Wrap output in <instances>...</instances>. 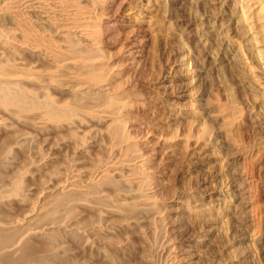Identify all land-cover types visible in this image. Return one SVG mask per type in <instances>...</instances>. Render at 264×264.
Instances as JSON below:
<instances>
[{
	"label": "rangeland",
	"instance_id": "1",
	"mask_svg": "<svg viewBox=\"0 0 264 264\" xmlns=\"http://www.w3.org/2000/svg\"><path fill=\"white\" fill-rule=\"evenodd\" d=\"M158 1L108 0L107 2L106 0L105 4L104 0H101L106 7L111 3L110 5L114 7L113 10H118V12H115V14L117 13L116 15L113 14L114 12H112V15L111 13L109 15L106 14L107 12L105 13L104 10H102L104 11L102 12L97 10L98 8L92 9V16L94 21L96 20V26L94 27L95 29L91 28V30L101 31L103 37L98 31L93 34L94 40L92 43L96 45L90 43L89 45L91 46H89L88 43L82 42L86 48L85 50L81 48L83 49L82 56H85V62L89 67L91 68L92 66L91 69H93V66L96 64L94 68L95 70L98 68L99 70H97V72H99L97 73L94 69L93 70L99 74H96L97 79L100 77L113 78L116 74L117 77L113 78L115 83L113 87L108 89V91L110 90L113 93L107 92L109 94L106 96V92L103 91L102 95H105V98L107 97L106 99L101 96L102 99L104 98L103 101L101 98H98L100 101L98 100L99 102H97L95 98H89L91 101L93 99V101H95V103H90V100L87 102L85 101L88 97L87 99L83 97V100L79 97L78 100L71 97V94H66L61 91L62 88L60 89L57 87L60 89L58 90L57 88L55 89V85L53 86V77L56 76L58 79L60 76V80L63 79L66 81L67 78V80L72 79V81L69 82L71 84L76 82V84H74L75 87L78 86L76 88H79V92L83 91L81 84L78 85L79 79L73 80V78H71L74 74H71L70 78L68 74L66 78L65 71L63 70V73V71H61L62 69H59L61 64L66 65V60H71L69 62L76 63V65L80 66L81 61H78L80 59L72 55L70 56L68 51L72 43H68V41H62L64 43L60 42L58 39V34L60 32H57V30L53 32V28L49 27L52 29L50 30L48 27H45L43 22H39L42 18L41 15L30 13L23 0L20 4L19 12H15L14 9L8 7V0H0V15L2 10L5 11V9H7V18L0 19V122L3 121L0 123V144L6 142L3 144L4 146L0 145V147H7V150L5 148H2L4 151L0 149V153H5V157L1 154L0 157L8 159L4 160L5 164H1V166H5L2 167L3 169H0L5 172V177L10 176L6 178L7 180L11 181V177H14V181L15 179H19L20 181L23 180L21 182L20 191L25 194L24 192L29 190L26 192L25 197H27V201L30 200L31 202L28 203L34 206L38 198L40 199L46 196L47 190L53 187L54 190H56L53 192V195H50L53 198L51 200L49 197L50 199H48V202L54 201L53 199L56 200L57 197L55 198V195L60 198L58 195L60 191L58 190V186H60L59 181L62 179L64 180L66 177L68 179H73L72 176L75 175L77 178L79 177V184L86 185L92 181V179H97L94 177L95 175H93L95 171H98L103 165L105 167L108 166V164H114L113 167L111 166V169H117L108 172V175L110 174L109 176L121 180L123 177L121 178L119 174L122 172L121 169L124 165L125 167L128 166L131 170L135 167L132 171L125 168L123 169L122 176L125 178H123L125 181L123 179L121 180L123 186L124 183L129 185L128 182H131L130 185L133 186L131 187L125 184L126 186H124V188L122 187L123 190L121 194L118 193L115 185V188L113 187L112 183H110L111 181L109 182L110 184L108 182L102 184V186H100L102 189L97 188L99 191L102 190L100 191V193L103 192L101 194L102 197H109H105L107 200L104 198L107 201H105V205L102 199L99 206L97 204L95 208L88 207V209L83 208L81 210L83 214L80 215V213L79 216H81V221L84 220L83 228L85 229L81 228L79 229L81 232L76 231L74 234L72 233L73 235L68 237L67 235L70 229L68 230L67 227L66 230V226L63 227L60 238L62 235L63 237L61 240L59 239L60 242L62 241L60 244H66L64 245V249L68 248L66 254H69V257L72 255L71 257L77 258V260L75 259L77 262L75 264H108L109 262V264H114L113 260L116 262L115 264H142L145 260V264H264V246L256 243L253 238L254 235L257 237L261 234L264 237V96L261 94L264 92V89H262V85L260 86L264 80L261 79L264 77V66L261 65L263 64L261 60H258L259 58L254 51L255 48L252 50L253 42H251L250 33L248 34L247 27L244 25L245 23L240 19L239 3L238 5L235 4V0H208L204 4L199 3L197 0ZM45 4L46 8L48 7L50 11L52 10L51 15H53V10L54 12L55 10L57 11L55 14L59 20L72 13L71 7H64L66 8L64 9L63 6L57 4L55 5L56 7L53 8L52 0H46ZM163 4H165V8L167 7V9L164 8ZM159 6L161 7L159 8ZM115 7L118 9L115 10ZM99 11L104 16L101 15ZM108 15L110 17H107ZM8 18L11 19L9 20ZM26 19H29L28 22ZM238 19L241 22L240 24ZM30 25L32 27H30ZM35 25L37 27H35ZM32 28L34 29L31 30ZM36 34L45 39L46 42H44L47 46L43 45V47H37L34 44V39L32 40V38H35L33 36H36ZM25 35L29 37L32 43L27 42L26 37H24ZM4 38L5 40L2 42ZM50 39L51 41H55V45L53 42L49 41ZM77 42L79 41L77 40ZM77 42L74 43V46L83 45L80 44L81 42L77 45ZM48 45L50 46L49 48L54 47L56 50L58 49L59 51L55 50L58 54L63 50L61 57L65 59H60L61 61L63 60V62L60 61V63L59 59L56 60L55 57H53V51L51 52L53 49H48ZM64 45H67L68 49H64ZM86 46H88L89 49ZM45 51H49L50 54ZM84 51L88 52L87 54L90 56H87ZM65 54H67V57ZM59 56L60 55L56 58H61ZM90 58H92V60ZM35 59L38 60L36 61ZM75 59H77V62H74ZM56 63L58 64L56 65ZM13 64L14 66H10ZM65 65L62 67H65ZM2 72L6 73V76L5 74L2 76ZM261 72L263 74L262 76ZM60 73L63 75H60ZM254 74H256V76ZM83 75L79 77L85 78L86 74ZM14 76L17 77V79ZM258 76L262 82L259 79V83H257L258 79L254 77ZM42 80H46L44 84H42ZM8 86L11 87L8 88ZM16 87L18 90H16ZM112 88L113 90H111ZM95 92L101 94L102 91L100 92L99 89L92 91V93ZM10 93L13 95L5 96V94ZM1 94L5 98L2 97ZM256 95L258 97H256ZM75 99L77 101H74ZM105 100L107 102H104ZM78 101L80 103L83 102V104L87 103V105L85 104V106H83L80 103L78 104ZM69 104L73 107H68ZM74 105L75 107L79 106V108L76 107L77 110L73 109L75 108ZM113 105L116 108L120 106V110L117 111L115 108L117 112L111 113L112 111H108L110 108L113 110ZM81 106L83 107L81 108ZM118 112L119 114H117ZM225 119L228 122L234 119L232 121L234 125L231 123L228 127L229 131H232V135H234H230L234 138L233 143L230 142V139L228 140L226 132L221 130L222 126L220 124ZM49 121L50 123L48 124L47 122ZM116 122L121 130H123L122 135L126 136H124L125 140L128 141L127 144L126 141H124L126 146H128L129 143L131 144L132 140V146L134 143V145L137 144L136 148L134 147L136 151L131 150L134 149L132 146V148L129 147L130 151L124 148L125 144L123 143L122 147L120 146L121 144L118 145L119 147L113 146V144H111L113 143V137L111 140L107 139L108 137L105 135L110 134L109 137L111 138L113 130L117 127L113 125H116ZM61 123H63L65 127L61 126ZM59 124L62 127L61 129L60 126H58ZM107 126H109L112 131L109 130ZM69 127L73 128L70 129ZM130 135L131 137H129ZM176 135H178V138ZM139 141L141 143L145 142V144L149 143L150 148L141 147ZM236 141L237 143H235ZM183 143L186 145H183ZM6 144L10 145L8 146ZM103 145L105 147H103ZM172 145L175 147L174 149L176 151H173V148L169 147ZM110 147H113L114 150H116V148H124L128 150V154L127 151L124 152L125 150L122 149L123 152L117 153V156L113 153V148L112 151ZM234 147H236L237 150ZM233 148L235 150H233ZM149 150L151 151L149 152ZM152 150H154V152ZM145 153L147 155H145ZM137 155H143L142 157L144 160L149 163L145 165L147 171L145 168V170H143L145 171L144 173H142V170L136 168V165L143 160V158H138ZM134 159L136 160L134 161ZM99 160L101 164H99ZM122 162H128V164L125 163L122 166ZM99 165H101V167ZM260 166L261 168H259ZM90 169L91 171L94 170L92 171L93 173ZM15 175H17L16 177L19 176V178H15ZM86 176L88 178H86ZM144 176L147 178L145 179ZM159 176H161V183L156 182V178ZM143 177L145 180H143ZM129 178H131V181ZM10 181H8V183H10ZM54 182H57V184ZM56 185L57 188L55 187ZM235 185H242L246 188L244 196L247 197L246 201L248 200L249 205L246 209L248 214L247 221L240 220L236 217L234 218V216L231 215L233 210L232 205L241 202L239 195L236 194L237 188ZM25 186L27 190H25ZM157 189H159V192ZM109 190H112V192L110 193ZM113 190L115 193H113ZM156 191L157 193H154ZM56 192H58V194H56ZM142 192H144L143 194H148L150 197L152 195L150 202L149 199L148 203L147 199H136V196L139 197V194L142 195ZM159 193L160 195H158ZM117 196H119V198ZM109 199H112L111 202ZM119 200L122 201L119 203ZM188 201L193 210H197L200 214L202 213L200 216L201 219H185L187 218L185 207ZM55 202L51 203L53 207L57 204ZM83 202L89 203V200L87 199ZM134 202H139L141 205L143 204L144 207L141 206L143 209H141L139 205L136 206L138 207L137 209L133 207L132 204H134ZM121 206L124 208L122 207V209H120ZM131 206L132 208H130ZM147 206L151 207L149 209L152 211L148 218L151 215L153 216L149 219H147V217L140 218L143 214L142 212H138L141 214H138L140 216H138V218H140L138 219L136 216L137 213L135 212L137 210H147ZM103 207L104 212H102ZM133 208L136 211H134ZM24 209L26 208L24 207L22 209H16L14 212L12 211L14 213L13 216L17 215L18 217L27 215ZM106 210L114 211V214H112L113 216L110 215L109 218L111 219L108 218V221H106L107 219L105 216L106 220L102 218V215L106 214ZM148 211V213H150V210ZM131 214L134 216H131ZM216 216L219 218H215ZM134 218L138 219H136L137 223H135ZM122 220L124 221L122 222ZM158 220H160V222ZM116 221L117 223H115ZM21 226L23 227V225ZM91 226L94 228L92 232L89 231ZM101 233L104 234L102 235ZM97 234L99 235L97 236ZM80 236L82 238L84 236V238L81 239ZM155 238L156 240H154ZM67 243L72 246L70 247ZM54 244L55 246L57 245L53 243V247ZM60 244L58 241V245ZM171 244L179 246V248L176 249L177 253L174 252L175 250L172 252L168 250L171 249ZM155 248L156 251H154ZM242 248H244V250ZM39 249L40 248H38V250ZM64 249L61 248V250ZM41 251L43 252V250H40V253ZM182 251H186V255L188 256L178 261L176 259V254H180ZM98 252L99 254H97ZM44 253L45 252H43V254ZM44 255L46 257V254ZM44 255L39 256L44 258ZM75 255H77V257ZM106 255L108 259H106Z\"/></svg>",
	"mask_w": 264,
	"mask_h": 264
},
{
	"label": "bare ground",
	"instance_id": "2",
	"mask_svg": "<svg viewBox=\"0 0 264 264\" xmlns=\"http://www.w3.org/2000/svg\"><path fill=\"white\" fill-rule=\"evenodd\" d=\"M7 1V0H6ZM9 2H7V4L9 5L8 7H10V8H12V9H14V11L15 12H19L20 11V4L22 3V0H8ZM24 1V3L26 4H24L25 6H27V8H28V11L31 13H37V14H40L41 15V21H39V22H43L44 23V25H45V27H50V28H53V32H55L56 30H57V32H60L58 35V39L60 40V42H62V41H68V43H72L71 45V47H70V49L68 50L69 51V53H70V56L72 55L73 57H78L80 60H78V61H81V63H80V66L79 65H76V63H73V62H69V61H71V60H69V61H67L66 60V65H65V67H62V66H64L63 64H61V66H60V68L59 69H62L61 71H65V74H66V78H67V75L69 76V78H70V75L71 74H74L73 76H71V78H73V80H78L79 79V81H78V85H80L81 84V86L83 87V91H80V92H82V93H80L79 92V88H76V87H78V86H76L75 87V85L74 84H76V82L72 85L69 81H72V79H70V80H67L66 78H64V79H66V81H64L62 78V80H60L59 78H60V76H59V78L57 79L56 78V76L55 77H53V86L55 85L56 87H55V89L58 87V88H62V90L61 91H63V92H65L66 94H71V97H74V98H76V99H78L79 97H80V99L81 100H83L84 98L83 97H86L85 99H87V97H88V99L87 100H85L86 102L87 101H89L90 99H92V98H95L96 99V101L97 102H99L100 100V98L102 99V97H104L105 98V95H102L103 94V91H105L104 93L106 94V96H107V94H109V93H107V92H111L110 90L108 91V89H110L111 87H113V84H115L114 83V80H113V78L114 77H117V74H116V76L114 75L113 76V78H103V77H100L99 79H97V75H99V74H97L98 72H97V70H99L98 68H97V70H95V66H96V64H95V66H93V69L97 72H95L93 69H91L92 68V66H91V68L89 67V65L85 62V56H82L83 54V49H81V48H84V50L86 49L85 48V45L83 44V43H88V45L91 43L92 45L94 44V43H92L93 42V34L95 33V32H98L99 30H91V28H93V29H95L94 27L96 26V24H95V21H94V19H93V16H92V9L94 8V9H96V8H98L97 10H100V11H102V10H104L105 11V13L106 14H109L110 15V13H111V15H112V12H114L113 14H115V12H118V10L117 11H114L113 10V6H111L109 3H107V4H109L107 7H106V0H104V2H105V4L104 3H102L101 2V0H52L53 1V8H55L56 6L55 5H57V4H59V5H61V6H63V8L64 7H71V10H72V13H70V14H68V15H66L65 17H63V18H60L61 20H59V18L56 16V10H55V12H54V10H53V15H51L52 14V10L50 11L49 9H48V7L46 8L45 7V2H46V0H23ZM158 1V0H157ZM161 1V0H160ZM199 3H206L208 0H197ZM210 1V0H209ZM224 1V0H223ZM2 2V1H1ZM107 2H108V0H107ZM159 2V1H158ZM171 2V1H170ZM196 2V1H195ZM197 2V3H198ZM113 3V2H112ZM123 3V2H122ZM238 3H239V12H240V19H241V21L242 22H244L245 24L244 25H246L245 27H247V31H248V34L250 35V37H251V39H252V41L251 42H253V49L252 50H254V48H255V52H256V56L259 58L258 60L260 61L261 60V62L263 63V64H261V65H263L264 66V0H235V4H237L238 5ZM5 4H6V2H5ZM104 4V5H103ZM167 4V3H166ZM202 4V5H203ZM115 5V4H114ZM164 5V8H165V4H163ZM168 5V4H167ZM199 5V4H198ZM49 6V5H48ZM236 6V5H235ZM117 7V6H116ZM115 7V10L116 9H118V8H116ZM161 6H159V8H160ZM176 7V6H175ZM206 7V6H205ZM215 7V6H214ZM213 7V8H214ZM219 7V6H218ZM9 8V9H10ZM62 8V7H61ZM67 8V9H68ZM164 8H162V9H164ZM170 8V7H169ZM209 8V7H208ZM212 8V7H211ZM51 9V8H50ZM64 9H66V8H64ZM63 9V10H64ZM165 9H167V7L165 8ZM164 9V10H165ZM173 9V8H172ZM7 9H5V11H3L2 10V13H1V15H0V19H2V18H7V11H6ZM96 10V11H97ZM169 10V9H168ZM210 10V9H209ZM218 10V9H217ZM11 11V10H10ZM67 11V10H66ZM96 11H94V12H96ZM99 11V12H100ZM104 11H102V12H104ZM233 11V10H232ZM67 12H69V11H67ZM71 12V11H70ZM98 12V11H97ZM160 12V11H159ZM104 13V14H105ZM163 13H164V11H163ZM162 13V14H163ZM195 13V12H194ZM232 13V12H231ZM234 13H235V11H234ZM12 14V13H11ZM60 14V13H59ZM100 14H101V12H100ZM117 14V13H116ZM115 14V15H116ZM160 14V13H159ZM16 15H19V14H16ZM39 15V16H40ZM101 15H103V14H101ZM107 16V17H110V16ZM114 15V16H115ZM167 15V14H166ZM53 16V17H52ZM104 16V15H103ZM22 17V16H21ZM16 18V17H15ZM115 18V17H114ZM9 19V18H8ZM11 19V18H10ZM9 19V20H10ZM14 19V18H13ZM20 19V18H19ZM99 19V18H98ZM97 19V20H98ZM15 20V19H14ZM13 20V21H14ZM27 20V19H26ZM29 20V19H28ZM28 20H27V22H28ZM101 20V19H100ZM239 20V19H238ZM25 21V20H24ZM31 21V20H30ZM59 21V22H58ZM107 21V20H106ZM3 22V21H2ZM2 22H1V24H2ZM26 22V23H27ZM97 22H99V21H97ZM96 22V23H97ZM239 22V24L241 23L240 22V20L238 21ZM214 23V22H213ZM9 24V23H8ZM28 24V23H27ZM26 24V25H27ZM104 24V23H103ZM108 24V23H107ZM227 24V23H226ZM243 24V23H242ZM7 25V24H6ZM106 25V24H105ZM104 25V26H105ZM203 25V24H202ZM107 26V25H106ZM105 26V27H106ZM214 26V25H213ZM222 26H223V24H222ZM13 27V26H12ZM29 27V26H28ZM30 27H32L31 25H30ZM35 27H37L36 25H35ZM198 27V26H197ZM203 27V26H202ZM227 27H229V26H227ZM4 28H5V25H4ZM26 28V27H25ZM49 28V29H50ZM222 28V27H221ZM221 28H220V30H221ZM242 28V27H241ZM7 29V28H6ZM34 28H32L31 30H33ZM36 29V28H35ZM99 29V28H98ZM243 29V28H242ZM17 30H19V29H17ZM25 30V29H24ZM50 30H52V29H50ZM105 30V29H104ZM241 30V29H240ZM29 31V30H28ZM228 31V30H227ZM245 31V30H244ZM32 32V31H31ZM36 32V31H35ZM38 32V31H37ZM40 32V31H39ZM47 32H49V31H47ZM223 32V31H222ZM241 32V31H240ZM99 33L101 34V31H99ZM206 33V32H205ZM209 33V32H208ZM35 34V33H34ZM40 34V33H39ZM38 34V35H39ZM226 34H228V33H226ZM248 34H247V36H248ZM1 35V34H0ZM102 35V34H101ZM42 36V35H41ZM77 36V37H76ZM24 37H26V39H27V42H31L32 43V41L31 40H29V37L27 36V35H25ZM33 37H35V38H32V40L34 41V44L37 46V47H43V45H45V46H47L46 45V41H45V39H43L42 37H39V36H37V34H36V36L34 35ZM45 37V36H44ZM102 37H103V35H102ZM46 38H48V37H46ZM243 38V37H242ZM2 39V38H1ZM7 39V38H6ZM31 39V38H30ZM52 39V38H51ZM51 39L49 40L50 42H55V41H51ZM79 41V42H81L80 44H83L84 45V47H83V45H81V46H79L78 45V43L79 42H77V40ZM214 39V38H213ZM4 40H5V38L3 39V41L2 42H4ZM209 40V39H208ZM26 41V40H25ZM45 41V42H44ZM70 41V42H69ZM198 41V40H197ZM201 41V40H200ZM6 42V41H5ZM26 42V43H27ZM77 42V45L79 46V48H78V46L76 47V46H74V43H76ZM83 42V43H82ZM215 42H216V40H215ZM250 42V43H251ZM24 43V42H23ZM58 43V42H57ZM62 43H64V42H62ZM201 43V42H200ZM206 43V42H205ZM230 43V42H229ZM5 44V43H4ZM48 44H49V42H48ZM66 44V43H65ZM207 44V43H206ZM241 44V43H240ZM252 44V43H251ZM31 45V44H30ZM54 45H55V43H54ZM58 45V44H57ZM67 45H64L63 47H65L64 49H66L67 48ZM94 45H96V44H94ZM204 45V44H203ZM22 46V45H21ZM34 46V45H33ZM35 46V47H36ZM44 46V47H45ZM89 46H91V45H89ZM205 46V45H204ZM214 46V45H213ZM243 46V45H242ZM241 46V47H242ZM50 46L48 45V49H53V50H51V52L53 51V57H55V59L57 60V59H59V62L61 61L60 59H65L64 57L62 58L61 57V54H62V51H61V53L60 54H58L56 51H59L58 49L56 50V48H49ZM56 47V46H55ZM87 48H88V46H86ZM240 47V46H239ZM250 47V46H249ZM96 48V47H95ZM251 48V47H250ZM1 49V48H0ZM68 49V48H67ZM89 49V48H88ZM91 49V48H90ZM228 49V48H227ZM240 49V48H239ZM239 49H237V50H239ZM9 50V49H8ZM7 50V51H8ZM31 50V49H30ZM56 50V51H55ZM199 50V49H198ZM236 50V51H237ZM244 50V49H243ZM248 50V49H247ZM38 51H39V49H38ZM96 51V50H95ZM3 52V51H2ZM25 52H27V51H25ZM45 52H47V51H45ZM49 52V51H48ZM47 52V53H48ZM84 52H86V51H84ZM203 52V51H202ZM239 52V51H238ZM7 53V52H6ZM24 53V52H23ZM64 53H65V51H64ZM64 53H63V56H64ZM88 52H86V54H87ZM199 53H200V51H199ZM240 53V52H239ZM2 54V53H1ZM25 54V53H24ZM41 54V53H40ZM49 54H50V52H49ZM81 54V55H80ZM85 54V55H86ZM240 54H242V53H240ZM252 54V53H251ZM52 55V54H51ZM58 55H60L59 57H61V58H56ZM213 55V54H212ZM41 56H43V55H41ZM45 56V55H44ZM65 56L67 57V54H65ZM87 56H90L89 54H87ZM46 57V56H45ZM39 58V57H38ZM50 58V57H49ZM236 58V57H235ZM6 59V58H5ZM16 59V58H15ZM54 59V60H55ZM71 59H74V58H71ZM91 60H92V58H90ZM89 59V60H90ZM204 59V58H203ZM203 59H202V61H203ZM237 59V58H236ZM2 60V59H1ZM10 60V59H9ZM36 60V59H35ZM38 60V59H37ZM36 60V61H37ZM40 60V59H39ZM45 60V59H44ZM77 59H75V61L74 62H77L76 61ZM227 60V59H226ZM13 61V60H12ZM12 61H11V63H12ZM27 61V60H26ZM42 61H43V58H42ZM86 61H88V60H86ZM257 61V60H256ZM5 62V61H4ZM55 62V61H54ZM58 62V63H59ZM61 62H63V60L61 61ZM60 62V63H61ZM89 62V61H88ZM204 62V61H203ZM249 62V61H248ZM260 62V63H261ZM2 63V62H1ZM23 63V62H22ZM30 63V62H29ZM46 63H47V61H46ZM58 63H56V65L58 64ZM253 63V62H252ZM19 64V63H18ZM26 64V63H25ZM48 64V63H47ZM6 65V64H5ZM16 65V64H15ZM38 65V64H37ZM55 65V64H54ZM53 65V66H54ZM92 65H93V63H92ZM200 65V64H199ZM10 66H14V64L13 65H10ZM10 66H8V67H10ZM46 66V65H45ZM262 66V67H263ZM57 67V66H56ZM55 67V68H56ZM59 67V66H58ZM98 67V66H97ZM101 67V66H100ZM104 67V66H103ZM10 68H13V67H10ZM20 68V67H19ZM65 68V69H64ZM250 68H252V67H250ZM9 69V68H8ZM15 69V68H14ZM32 69V68H31ZM263 69V68H262ZM6 70V69H5ZM12 70V69H11ZM104 70H105V68H104ZM248 70H250V69H248ZM60 71V72H61ZM64 71H63V73H64ZM18 72V71H17ZM252 72V71H251ZM257 72H259V71H257ZM3 73V72H2ZM24 73V72H23ZM58 73H59V71H58ZM118 73V72H117ZM119 73H121V72H119ZM125 73V72H124ZM209 73V72H208ZM255 73V72H254ZM5 74V76H6V73H3L2 74V76ZM64 74V75H65ZM77 76H76V75ZM83 74H86V77L85 78H80L79 76L80 75H83ZM97 74V75H96ZM113 74V73H112ZM260 74V73H259ZM264 74V73H263ZM262 74V72H261V76L263 75ZM8 75V74H7ZM19 75V74H18ZM27 75V74H26ZM60 75H63V74H61L60 73ZM255 76H256V74H254ZM34 76V75H33ZM84 76V75H83ZM112 76V75H111ZM110 76V77H111ZM264 76V75H263ZM15 77V76H14ZM38 77V76H37ZM63 77V76H62ZM119 77V76H118ZM259 77V76H258ZM258 77H254V78H257L258 79V82L257 83H259V79H260V77L258 78ZM5 78V77H4ZM16 79H17V77H15ZM31 78V77H30ZM51 79V78H50ZM256 79V80H257ZM261 79H264V77H262ZM260 79V81L262 82V80ZM32 80H33V78H32ZM36 80V79H35ZM35 80H34V83H35ZM117 80V79H116ZM222 80H224V79H222ZM4 81V80H3ZM6 81H8V80H6ZM43 81V83L42 84H44V81H46V80H42ZM41 81V82H42ZM51 81V80H50ZM241 81V80H240ZM36 82H38V81H36ZM239 82V81H238ZM260 82V83H261ZM14 83V82H13ZM39 83V82H38ZM47 83V82H46ZM51 83V82H50ZM49 83V84H50ZM240 83V82H239ZM242 83V82H241ZM253 84V83H252ZM40 85V84H39ZM258 85V84H257ZM262 85V89H264V80H263V82L260 84V86ZM80 86V88L82 89V87ZM1 87V86H0ZM5 87V86H4ZM7 87V86H6ZM9 87H11V86H8V88ZM42 87V86H41ZM134 87V86H133ZM133 87H131V88H133ZM247 87V86H246ZM57 88V89H58ZM221 88V87H220ZM5 89V88H4ZM14 89V88H13ZM60 89H58V90H60ZM95 89H99L100 90V92H101V94L100 93H92V91L93 90H95ZM116 89V88H115ZM261 89V90H262ZM7 90V89H6ZM5 90V91H6ZM16 90H18L17 89V87H16ZM107 90V91H106ZM111 90H113V88L111 89ZM256 90V89H255ZM98 91V90H97ZM233 91V90H232ZM235 91V90H234ZM258 91V90H257ZM0 92H1V90H0ZM11 92V91H10ZM17 92V91H16ZM15 92V93H16ZM262 92H263V90H262ZM4 93V92H3ZM2 93V94H3ZM8 93H9V90H8ZM14 93V92H13ZM111 93H113V92H111ZM110 93V94H111ZM124 93V92H123ZM259 93V92H258ZM264 93V92H263ZM263 93H261L263 96H264V94ZM1 94V95H2ZM12 93H10V94H5V96H7V95H11ZM125 94V93H124ZM13 95V94H12ZM11 95V96H12ZM72 95H74V96H72ZM258 95V94H257ZM256 95V97H258ZM69 96V95H68ZM102 96V97H101ZM109 96V95H108ZM238 96V95H237ZM259 96H261V95H259ZM2 97H4L3 95H2ZM1 98V97H0ZM5 98V97H4ZM6 98H8V97H6ZM90 98V99H89ZM99 98V99H98ZM103 98V99H104ZM107 98V97H106ZM105 98V99H106ZM10 99V98H9ZM11 99H12V97H11ZM74 100V101H77V100ZM103 99H102V101H103ZM114 99V98H113ZM123 99V98H122ZM128 99V98H127ZM254 99H256V98H254ZM261 99V98H260ZM15 100V99H14ZM24 100V99H23ZM79 100V99H78ZM94 100V99H93ZM91 101L90 100V103L92 102V103H95V101ZM99 100V101H98ZM0 101H1V99H0ZM3 101V100H2ZM235 101V100H234ZM256 101V100H255ZM259 101V100H258ZM18 102V101H17ZM97 102H96V104H97ZM104 102H107L106 100L104 101ZM77 103V102H76ZM76 103H73V104H76ZM80 102L78 101V104H79ZM90 103H88V104H90ZM112 103H113V101H112ZM20 104V103H19ZM77 104V105H78ZM80 104H82L83 106H85V104L87 105V103H85V104H83V102L82 103H80ZM101 104V103H100ZM105 104V103H104ZM91 105V104H90ZM106 105V104H105ZM219 105V104H218ZM83 106H81V108L83 107ZM95 106V105H94ZM114 106V105H113ZM117 106V105H116ZM235 106V105H234ZM263 106V105H262ZM20 107H21V105H20ZM68 107H71V104H69V106ZM73 107V106H72ZM71 107V108H72ZM74 107H75V105H74ZM77 107V106H76ZM76 107L75 108H73V109H76ZM105 107V106H104ZM124 107V106H123ZM230 107V106H229ZM24 108V107H23ZM70 108V109H71ZM77 108H79V106L77 107ZM92 108V107H91ZM96 108V107H95ZM113 108V110L110 108V110H108V111H112L111 113H113V112H117V111H119L120 109V106L118 107L117 106V108L114 106V107H112ZM115 108L117 109V111L115 110ZM262 108V107H261ZM68 109V108H67ZM72 109V110H73ZM235 109H236V107H235ZM234 109V110H235ZM77 110V109H76ZM97 110V109H96ZM115 110V111H114ZM240 110V109H239ZM239 110H236V111H239ZM252 110V109H251ZM74 111V110H73ZM104 111V110H103ZM232 111V110H231ZM70 112V111H69ZM82 112V111H81ZM106 112H107V109H106ZM248 112V111H247ZM251 112V111H250ZM249 112V113H250ZM74 113V112H73ZM83 113V112H82ZM85 113V112H84ZM229 113H230V111H229ZM232 113V112H231ZM235 113V112H234ZM238 113V112H237ZM237 113H236V115H237ZM252 113V112H251ZM70 114V113H69ZM72 114V113H71ZM117 114H119V112L117 113ZM54 115V114H53ZM244 115V114H243ZM242 115V116H243ZM105 116V115H104ZM109 116V115H108ZM227 116V115H226ZM229 116V115H228ZM240 116V115H239ZM71 117V116H70ZM241 117V116H240ZM87 118V117H86ZM109 118V117H108ZM107 118V119H108ZM175 118V117H174ZM72 119V118H71ZM81 119V118H80ZM227 119V118H226ZM226 119L225 120H223L222 121V123L220 124L222 127V129L221 130H223L224 132H226V136H228V140L230 139V142H234V138H232L230 135H232L233 134V132L231 133L230 131H229V124L231 125V123H232V121L234 120H230L229 122L228 121H226ZM69 120V119H68ZM103 120V119H102ZM101 120V121H102ZM115 120H117V119H115ZM123 120V119H122ZM236 120V119H235ZM22 121V120H21ZM112 121V120H111ZM251 121V120H250ZM1 122H3V121H1ZM0 122V123H1ZM45 122V121H44ZM43 122V123H44ZM77 122V121H76ZM118 122V121H117ZM117 122H116V125L115 124H113L114 126H117V127H115V129L113 130V135L111 136V138L109 137L110 136V134H109V131H108V134L109 135H105L106 137H108L107 139H112V137H113V139H112V142L113 143H111V142H109V143H111V144H113V146H117V147H119L118 145H120L121 147H122V143L123 144H125V142L124 141H126L125 140V138H124V136L125 135H122L123 134V130H121V128H120V126H118L117 125ZM6 123V122H5ZM48 124L50 123V121L49 122H47ZM87 123V122H86ZM99 123V122H98ZM107 123V122H106ZM7 124V123H6ZM45 124H46V122H45ZM45 124H44V126H45ZM52 124V123H51ZM55 124H57V123H55ZM62 125L61 126H63V127H65L64 125H63V123H61ZM66 124V123H65ZM122 124V123H121ZM53 125V124H52ZM76 125V124H75ZM120 125V124H119ZM232 125H234L233 123H232ZM1 126V125H0ZM14 126V125H13ZM50 126V125H49ZM58 126H60V124L58 125ZM60 126V129L62 128ZM67 126H68V124H67ZM67 126H66V128H67ZM72 126H73V124H72ZM78 126V125H77ZM56 127V126H55ZM109 126H107V128H108ZM121 127H123V126H121ZM2 128V127H1ZM8 128V127H7ZM45 128V127H44ZM43 128V129H44ZM57 128V127H56ZM59 128V127H58ZM70 129H72L71 127H69ZM68 128V129H69ZM106 128V127H105ZM106 128V129H107ZM112 128H114V127H112ZM120 128V129H119ZM220 128V127H219ZM53 129V128H52ZM67 129V130H68ZM130 129V128H129ZM8 130V129H7ZM18 130V129H17ZM55 130V129H54ZM105 130V129H104ZM109 130H111L112 131V129H110V127H109ZM135 130V129H134ZM4 131V130H3ZM106 131V130H105ZM0 132H1V130H0ZM59 132V131H58ZM69 132H70V130H69ZM231 134H230V133ZM12 133V132H11ZM105 133V132H104ZM68 134V133H67ZM66 134V135H67ZM77 134V133H76ZM79 134V133H78ZM107 134V133H106ZM205 134V133H204ZM207 134V133H206ZM22 135V134H21ZM102 135V134H101ZM209 135H211V134H209ZM103 136V135H102ZM128 136V135H127ZM177 136V138H178V135H176ZM175 136V137H176ZM184 136V135H183ZM232 136H234V135H232ZM13 137H14V135H13ZM19 137H21V136H19ZM25 137V136H24ZM126 137V136H125ZM129 137H131V135L129 136ZM262 137V136H261ZM18 138V137H17ZM16 138V139H17ZM72 138V137H71ZM75 138V137H74ZM180 138H181V136H180ZM193 138V137H192ZM209 138V137H208ZM211 138V137H210ZM87 139V138H86ZM94 139V138H93ZM103 139V138H102ZM101 139V140H102ZM127 139V138H126ZM174 139V138H173ZM182 139V138H181ZM183 139H184V137H183ZM186 139V138H185ZM204 139V138H203ZM1 140V139H0ZM79 140V139H78ZM109 140V141H110ZM136 140V139H135ZM172 140V139H171ZM177 140V139H176ZM187 140V139H186ZM185 140V141H186ZM210 140V139H209ZM236 140V139H235ZM26 141H27V138H26ZM81 141V140H80ZM83 141V140H82ZM87 141V140H86ZM85 141V142H86ZM88 141H90V140H88ZM196 141H198V140H196ZM206 141H208V140H206ZM17 142V141H16ZM24 142H25V140H24ZM93 142V141H92ZM140 142V141H139ZM156 142H159V141H156ZM187 142V141H186ZM185 142V143H186ZM210 142V141H209ZM229 142V143H230ZM6 142H4L3 144H5ZM22 143H23V140H22ZM75 143V142H74ZM83 143V142H82ZM102 143V142H101ZM104 143V142H103ZM107 143H108V141H107ZM128 143V141H126V144ZM134 143V142H133ZM141 143V142H140ZM185 143H183V145L185 144ZM198 143V142H197ZM214 143V142H213ZM235 143H237V141L235 142ZM234 143V144H235ZM3 144H0L1 146H4ZM14 144V143H13ZM100 144V143H99ZM126 144H125V147L124 148H126V149H128L129 151H130V148L129 147H131L132 145V140H131V144H130V146H129V144H128V146H126ZM135 144V143H134ZM133 144V148L135 147L136 148V145H134ZM162 144H164V143H162ZM186 144H188V143H186ZM185 144V145H186ZM207 144H208V142H207ZM233 144V145H234ZM6 145H10V144H6ZM79 145V144H78ZM83 145V144H82ZM110 145V144H109ZM141 145V147L143 146V147H147V148H150V144L149 143H147V144H145V142L144 143H141L140 144ZM155 145H157V144H155ZM237 145V144H236ZM235 145V146H236ZM18 146V145H17ZM69 146V145H68ZM74 146H75V144H74ZM73 146V147H74ZM98 146V145H97ZM153 146V145H152ZM241 146V145H240ZM239 146V147H240ZM80 147V146H79ZM103 147H105L104 145H103ZM131 147V148H132ZM169 147H172L173 149V151H176L174 148V146L172 145V146H169ZM232 147V146H231ZM238 147V148H239ZM2 148H5V147H2ZM1 147H0V149H2ZM77 148V147H76ZM111 148V150H112V148L113 147H110ZM116 148V147H115ZM124 148H116V150H114V148H113V150H114V152L113 153H115V155H117V153L119 154L120 152H123V150L122 149H124ZM131 149V150H134V151H136V149ZM153 148V147H152ZM155 148V147H154ZM153 148V149H154ZM177 148V147H176ZM234 148H236V147H234ZM233 148V150H235ZM6 150H7V147L5 148ZM14 149V148H13ZM75 149V148H74ZM79 149H81V148H79ZM87 149V148H86ZM104 149H107V148H104ZM103 149V150H104ZM143 149V148H142ZM156 149V148H155ZM171 149V148H170ZM178 149V148H177ZM181 149V148H180ZM3 150V149H2ZM1 150V151H2ZM76 150H78V149H76ZM101 150V149H100ZM102 150V151H103ZM108 150V149H107ZM112 150V151H113ZM125 150V149H124ZM128 150H125L124 152H126L127 151V154H128ZM148 150V149H147ZM236 150H237V148H236ZM4 151V150H3ZM133 151V152H134ZM151 150H149V152H150ZM153 152H154V150H152ZM179 151V150H178ZM183 151V150H182ZM262 151V150H261ZM260 151V152H261ZM4 152H1L0 154L1 155H4V157H5V153L3 154ZM130 153V152H129ZM135 153H137V152H135ZM134 153V154H135ZM176 153V152H175ZM184 153V152H183ZM188 153V152H187ZM109 154V153H108ZM122 154V153H121ZM193 154V153H192ZM110 155V154H109ZM145 155H147L146 153H145ZM145 155H144V157H145ZM148 155H149V153H148ZM172 155V154H171ZM6 156H8V155H6ZM12 156V155H11ZM118 156V155H117ZM116 156V157H117ZM128 156V155H127ZM127 156H126V158H127ZM138 156V155H137ZM143 155H140V156H138V158H143L142 157ZM2 158V157H0V168H2V167H4V166H1V164H5V162H4V160H8V159H5V158ZM86 157V156H85ZM96 157V156H95ZM100 157V156H99ZM99 157H97V158H99ZM120 157H121V155H120ZM132 157V156H131ZM135 157V156H134ZM11 158V157H10ZM9 158V159H10ZM87 158V157H86ZM90 158V157H89ZM102 158V157H101ZM135 158H137V157H135ZM137 158V159H138ZM148 158V157H147ZM255 158V157H254ZM2 159H3V161H2ZM114 159V158H113ZM118 159V158H117ZM125 159V158H124ZM128 159V158H127ZM126 159V160H127ZM129 159H131V158H129ZM163 159V158H162ZM92 160V159H91ZM103 160V159H102ZM125 160V161H126ZM132 160H133V158H132ZM136 159H134V161H135ZM225 160V159H224ZM16 161V160H15ZM31 161V160H30ZM104 161V160H103ZM115 161V160H114ZM123 161V160H122ZM128 161V160H127ZM131 161V160H130ZM129 161V162H130ZM150 161V160H149ZM244 161V160H243ZM19 162V161H18ZM108 163H110L109 161H107ZM132 162V161H131ZM93 163H94V161H93ZM107 163V164H108ZM112 163H114V162H112ZM125 163H127L128 164V162H122V166H123V164H125ZM151 163V162H150ZM160 163V162H159ZM244 163V162H243ZM28 164V163H27ZM91 164V163H90ZM99 164H101V162H100V160H99ZM147 164H149V163H147V161L146 160H144V158H143V160H141L137 165H136V168L137 169H140V170H142V173H144L145 171H143V170H145V168H146V171H147V167L145 166V165H147ZM231 164V163H230ZM45 165H47V164H45ZM103 165V164H102ZM113 165L114 164H108V166H105L104 167V165L101 167V165H99L101 168L100 169H98V171H95L94 173L92 172V171H94V170H92L91 171V169H90V171L93 173V175H95L94 177L95 178H97V179H92V181H88L89 183H87L86 185H82V184H79V177L77 178L75 175H73L72 176V178L73 179H71V178H67L66 176V178L63 180L62 178V180H60L59 182V184H60V186H58L59 188H58V190H60L59 191V194H58V192H56V194H58L59 195V197L60 198H58V196L57 195H55L54 197L56 198L57 197V201L55 200V199H53L54 201H51L52 200V198L53 197H51L50 195H53V192L56 190H54V187L51 189H48L47 187V189L49 190H47V195L46 196H44V197H41L40 199L38 198V200H37V202H36V205H34V206H31L30 205V200L29 201H27L28 199H27V197H25L26 196V192L27 191H29V190H27L26 188V186H25V190H27L26 192H24L25 194H23V192L22 191H20V187H21V185H22V181H20L19 179H15V181L13 180V178L14 177H11V181L10 180H7L6 178H9V177H5L6 175H5V172H3L1 169H0V264H75V263H77L76 262V260H77V258H74V257H69V254L67 255L66 253V251H68V248L67 249H64L65 248V246L64 245H66V244H64V243H62V244H60L61 242H60V240H61V238L63 237V235H62V237L60 238V236H61V232H62V230H63V227L64 226H66V230H67V227H68V230L70 229V231H69V234L67 235L68 237H70L71 235H73L74 234V232H76V231H79V232H81V230H79V229H81V228H83L84 227V225H83V223H84V220L83 221H81L80 220V217L81 216H79V214L80 215H82L83 213L81 212V210L83 209V208H87L88 209V207H91V208H95V207H97V204H98V206H99V204L102 202V199H103V201H104V205H105V203L107 202L106 200V198H108L107 196H105V197H102V193H100V191H102V190H97V188H99V189H102V188H100V186H102V184H105L106 182H110V183H112V185H113V187H114V185H115V187H116V190L118 191V193H122V190H123V188H124V186H126V185H128L127 183H124V186H123V183H122V179L124 178V176H122V172L124 171L123 169L125 168V169H128V170H131L128 166H126L125 167V165H124V167H122V169H121V173L119 174V176L122 178L121 180H119V179H116V178H113V177H111V176H109L108 175V172H110V171H114L115 169H117V168H112L111 169V166L113 167ZM38 166V165H37ZM40 166V165H39ZM91 166V165H90ZM98 166V165H97ZM96 166V167H97ZM154 166V165H153ZM34 167V166H33ZM96 167H95V169H96ZM115 167H116V164H115ZM118 167V166H117ZM128 167V168H127ZM226 167V166H225ZM37 168V167H36ZM42 168H43V166H42ZM84 168H85V166H84ZM87 168V167H86ZM93 168V167H92ZM135 168V167H134ZM133 168V169H134ZM156 168V167H155ZM239 168V167H238ZM259 168H261V166L259 167ZM3 169V168H2ZM120 169H118V170H120ZM132 169V170H133ZM137 169H135V170H137ZM35 170V169H34ZM57 170V169H56ZM84 170V169H83ZM131 170V171H132ZM134 170V171H135ZM32 171H33V169H32ZM62 171V170H61ZM137 171H139V170H137ZM237 171V170H236ZM35 172V171H34ZM37 172H38V169H37ZM53 172V171H52ZM57 172V171H56ZM90 172V173H91ZM136 172V171H135ZM140 172V171H139ZM233 172H234V170H233ZM33 173V172H32ZM66 173V172H65ZM85 173V172H84ZM89 173V172H88ZM96 173V174H95ZM35 174V173H34ZM52 174V173H51ZM51 174H48V175H51ZM63 174V173H62ZM125 174V173H124ZM137 174V173H136ZM141 174V173H140ZM17 175H20V174H17ZM17 175H15V178H19V176L18 177H16ZM44 175V174H43ZM57 175V174H56ZM60 175V174H59ZM71 175V174H70ZM91 175V174H90ZM131 175V174H130ZM134 176H135V174H134ZM146 176V175H145ZM144 176V177H145ZM43 177H45V176H43ZM52 177V176H51ZM57 177V176H56ZM64 177V176H63ZM89 177H91V176H89ZM133 177V176H132ZM141 177V176H140ZM144 177H143V180H145L147 177H145V179H144ZM232 177V176H231ZM240 177V176H239ZM22 178V177H21ZM53 178V177H52ZM86 178H88L87 176H86ZM134 178V177H133ZM261 178V177H260ZM71 179V180H70ZM85 179V178H84ZM90 179V178H89ZM125 179V178H124ZM123 179V180H124ZM126 179H127V177H126ZM130 179V181H131V178H129ZM161 176H159V177H157L156 178V182L157 183H161ZM232 179V178H231ZM44 180V179H43ZM70 180V181H69ZM93 180H96V181H93ZM142 180V179H141ZM8 181H10V183H8ZM12 181H13V183H12ZM125 181V180H124ZM123 181V182H124ZM136 181V180H135ZM234 181V180H233ZM247 181V180H246ZM155 182V183H156ZM235 182V181H234ZM237 182V181H236ZM238 182H239V180H238ZM54 183H56L57 184V182H54ZM82 183V182H81ZM107 183V184H108ZM109 183V184H110ZM129 183V185H130V183L131 182H128ZM240 183V182H239ZM24 184V183H23ZM126 184V185H125ZM137 184H139V183H137ZM144 184V183H143ZM226 184V183H225ZM233 184V183H232ZM241 184H243V183H241ZM25 185H26V183H25ZM128 185V186H129ZM146 185V184H145ZM158 185V184H157ZM164 185V184H163ZM110 186V185H109ZM131 187L133 186V185H130ZM141 186V185H140ZM159 186V185H158ZM161 186H162V184H161ZM236 186V194H238L239 195V197H240V200H241V202L239 203V204H233L232 205V213H231V215H233L234 216V218L236 217V218H239L240 220H244V221H247V216H248V214H247V211H246V209L249 207V205H248V200L246 201V196H244V194H245V192H246V188L244 187V186H242V185H235ZM24 187V186H23ZM56 188H57V185L55 186ZM112 187V186H111ZM114 187V188H115ZM123 187V188H122ZM137 187V186H136ZM155 187V186H154ZM126 188V187H125ZM129 188V187H128ZM127 188V189H128ZM133 188H135V187H133ZM140 188V187H139ZM149 188V187H148ZM30 189V188H29ZM107 189V188H106ZM132 189V188H131ZM130 189V190H131ZM204 189V188H203ZM249 189V188H248ZM24 190V189H23ZM24 190V191H25ZM115 190V189H114ZM113 190V191H114ZM134 190V189H133ZM139 190V189H138ZM145 190V189H144ZM159 189H157V191H158ZM162 190V189H161ZM198 190V189H197ZM44 191H46V190H44ZM110 191V190H109ZM126 191V190H125ZM157 191L156 192H154V193H157ZM249 191V190H248ZM247 191V192H248ZM40 192V191H39ZM105 192V191H104ZM108 192V191H107ZM112 192V190L110 191V193ZM124 192V191H123ZM151 192V191H150ZM159 192V191H158ZM61 193V194H60ZM100 193V194H99ZM113 193H115V191L113 192ZM127 193V192H126ZM130 193H133V192H130ZM137 193V192H136ZM141 193V192H140ZM144 192H142V195L141 194H139L140 196L138 197V196H136V197H134V198H136V199H138V198H141V200H146L147 199V203H148V199H149V202H150V199H151V197H152V195H151V197L150 196H148V194L146 195V193L145 194H143ZM147 193H148V190H147ZM14 194H15V196H14ZM49 194V195H48ZM105 194H106V192H105ZM129 194V193H128ZM61 195V196H60ZM138 195V194H137ZM158 195H160V193L158 194ZM237 195V196H238ZM128 196V195H127ZM132 196V195H131ZM135 196V195H134ZM247 196H249V195H247ZM51 198V202H48V199H50ZM115 197V196H114ZM118 198H119V196H117ZM29 198V197H28ZM91 198V199H90ZM106 200H105V199ZM111 198V197H110ZM113 198V197H112ZM122 198V197H121ZM126 198V197H125ZM130 198H133V197H130ZM154 198V197H153ZM158 198V197H157ZM193 198V197H192ZM221 198V197H220ZM89 200V203H87V202H83L84 200ZM129 199V198H128ZM111 200L112 199H109V201L111 202ZM130 200H132V199H130ZM36 201V200H35ZM56 201V202H55ZM106 201V202H105ZM114 201V200H113ZM120 201H122V200H119V203H120ZM133 201V200H132ZM131 201V202H132ZM140 201V200H139ZM28 202H30V203H28ZM52 202H55V203H57V204H55L54 205V207H53V204L51 205V203ZM142 202V201H141ZM197 202V201H196ZM139 203V202H138ZM137 202H134V204H132V206L133 207H135L136 209L138 208V207H136V206H140V208H141V206H143V204H144V201H143V204L141 205L140 203L138 204ZM130 204V203H129ZM154 204V203H153ZM123 205H125V204H123ZM185 205V204H184ZM101 206V205H100ZM103 206V205H102ZM113 206H115V205H113ZM118 206V205H117ZM127 206H130V205H127ZM126 206V207H127ZM132 206L130 207V208H132ZM149 206V205H148ZM147 206V207H148ZM26 208V209H24V211H26V213H27V215H23V216H18L17 217V215H15V216H13V212H14V210H16V209H22V208ZM116 207V206H115ZM122 207L123 206H121V208L120 209H122ZM144 207V206H143ZM143 207L141 208V209H143ZM151 207H152V205H151ZM151 207H148L147 208V210H145L146 209V206H145V209L143 210V211H139V210H135L134 208H133V210L134 211H136L135 213H137V218H138V216L139 215H141V214H139L140 212H142V214H143V216H139L140 218H142V217H147V219H149V218H151V216H153V215H151L149 218H148V216L151 214V209H149V208H151ZM185 207V206H184ZM192 206H190L189 205V201L186 203V212H187V218H185V219H192V220H196L197 218L198 219H201L200 218V216H201V214L200 213H198L197 212V210H193L192 208H191ZM102 208V207H101ZM119 208V207H118ZM124 208V207H123ZM129 208V207H128ZM139 208V209H140ZM185 208H183V209H185ZM194 208V207H193ZM29 209V210H28ZM86 209V210H87ZM108 209H109V207H108ZM111 209V208H110ZM202 209H204V208H202ZM85 210V209H84ZM96 210H98V209H96ZM100 210H102V209H100ZM131 210V209H130ZM133 210H131V211H133ZM148 210H150V213H148L149 211ZM13 211V212H12ZM22 211V210H21ZM28 211V212H27ZM228 211V210H227ZM86 212V211H85ZM97 212V211H96ZM98 212H101V211H98ZM102 212H104V207H103V210H102ZM127 212H128V210H127ZM130 212V211H129ZM139 212V213H138ZM155 212H157V211H155ZM24 213V212H23ZM131 213V212H130ZM134 213V214H135ZM206 213V212H205ZM252 213V212H251ZM105 214V213H104ZM109 214V215H108ZM112 214H114V211L113 210H106V214L105 215H102V218L103 219H105V217H106V221H108L109 219H111V218H109L110 217V215H112ZM116 214V213H115ZM118 214H120V213H118ZM123 214V213H122ZM133 214V213H132ZM131 214V216H134V215H132ZM139 214V215H138ZM154 214V213H153ZM160 214V213H159ZM22 215V214H21ZM186 215V214H185ZM86 216V215H85ZM105 216V217H104ZM113 216V215H112ZM126 216V215H125ZM128 216V215H127ZM135 216V217H136ZM123 217V216H122ZM129 217V216H128ZM186 217V216H185ZM203 217V216H202ZM230 217H232V216H230ZM86 218V217H85ZM109 218V219H108ZM114 219H116L115 217H113ZM133 218V217H132ZM134 218L135 219V223H137L136 221L138 220V219H140V218ZM162 218V217H161ZM194 218H196V219H194ZM211 218H213V217H211ZM215 218H217V216L215 217ZM214 218V219H215ZM219 218V217H218ZM217 218V219H218ZM129 219V218H128ZM133 219V220H134ZM137 219V220H136ZM147 219H146V221H147ZM153 219V218H152ZM152 219H150V220H152ZM160 219V218H159ZM230 219V218H229ZM238 219V220H239ZM154 220V219H153ZM206 220V219H205ZM209 220V219H208ZM227 220V219H226ZM86 221H87V219H86ZM85 221V222H86ZM113 221V220H112ZM112 221H110V222H112ZM124 220H122V222H123ZM126 221V220H125ZM144 221H145V219H144ZM159 222H160V220H158ZM198 221V220H197ZM207 221V220H206ZM220 221V220H219ZM218 221V222H219ZM224 221V220H223ZM118 222H119V220H118ZM127 222H128V220H127ZM133 222V221H132ZM190 222V221H189ZM115 223H117V221L115 222ZM126 223V222H125ZM149 223V222H148ZM150 223H151V221H150ZM158 223V222H157ZM65 224V225H64ZM91 224H92V222H91ZM90 224V225H91ZM104 224V223H103ZM108 224V223H107ZM144 224V223H143ZM190 224V223H189ZM21 225H23V227L21 226ZM25 225H27V226H25ZM33 225V226H32ZM96 225V224H95ZM106 225V224H105ZM118 225V224H117ZM116 225V226H117ZM120 225V224H119ZM125 225V224H124ZM136 225V224H135ZM145 225V224H144ZM147 225V224H146ZM193 225V224H192ZM248 225V224H247ZM25 226V227H24ZM143 226V225H142ZM243 226V225H242ZM70 227V228H69ZM97 227V226H96ZM120 227V226H119ZM138 227V226H137ZM154 227V226H153ZM221 227V226H220ZM248 227V226H247ZM251 227V226H250ZM89 228V227H88ZM100 228V227H99ZM112 228V227H111ZM123 228H124V226H123ZM151 228V227H150ZM215 228V227H214ZM83 229H85V228H83ZM86 229H87V227H86ZM90 229V230H89ZM88 230L90 231V232H92L93 231V226H91L90 228H89ZM97 229V228H96ZM112 229H114V228H112ZM117 229V228H116ZM119 229V228H118ZM126 229H127V227H126ZM138 229V228H137ZM136 229V230H137ZM153 229V228H152ZM66 230H65V232H66ZM109 231H110V229H109ZM128 231V230H127ZM138 231V230H137ZM156 231V230H155ZM82 232H83V230H82ZM100 232H102V231H100ZM192 232V231H191ZM73 233V234H72ZM86 233V232H85ZM89 233V232H88ZM97 233H98V231H97ZM105 233V232H104ZM103 233V234H104ZM108 233H110V232H108ZM114 233V232H113ZM121 233V232H120ZM253 233V232H252ZM82 234V233H81ZM102 234V233H101ZM102 234V235H103ZM80 235V234H79ZM99 234H97V236H98ZM106 235V234H105ZM142 235V234H141ZM155 235V234H154ZM195 235V234H194ZM77 236H78V234H77ZM143 236V235H142ZM74 237H76V236H74ZM81 237V236H80ZM100 237H101V235H100ZM106 237V236H105ZM116 237H117V235H116ZM129 237V236H128ZM156 237V236H155ZM73 238V237H72ZM83 238H84V236H83ZM82 237H81V239H83ZM87 238V237H86ZM103 238V237H102ZM187 238V237H186ZM254 240L256 241V243H258V244H261V245H263L264 246V237L262 236V234L260 235V236H257L256 237V235H254ZM60 239V240H59ZM67 239V238H66ZM74 239V238H73ZM105 239H107V238H105ZM110 239V238H109ZM165 239V238H164ZM234 239V238H233ZM86 240V239H85ZM95 240V239H94ZM103 240H104V238H103ZM112 240V239H111ZM121 240V239H120ZM146 240V239H145ZM154 240H156V238L154 239ZM170 240V239H169ZM172 240V239H171ZM58 241H59V244L60 245H58ZM76 241V240H75ZM102 241V240H101ZM115 241V240H114ZM163 241V240H162ZM70 242V241H69ZM78 242H80V241H78ZM99 242V241H98ZM116 242V241H115ZM118 242V241H117ZM154 242V241H153ZM53 243H56L57 245V247L55 246V244H54V247H53ZM82 243V242H81ZM87 243V242H86ZM169 243V242H168ZM71 244H74V243H71ZM119 244V243H118ZM250 244V243H249ZM63 245V246H62ZM67 245H69L68 243H67ZM77 245V244H76ZM251 245V244H250ZM70 247L72 246V245H69ZM101 246V245H100ZM108 246V245H107ZM115 246V245H114ZM148 246V245H147ZM151 246V245H150ZM259 246V245H258ZM62 249H64V250H61V248ZM67 247V246H66ZM69 247V248H70ZM82 247V246H81ZM116 247V246H115ZM149 247V246H148ZM253 247V246H252ZM38 248H40L39 250H38ZM42 248V249H41ZM54 248V249H53ZM75 248V247H74ZM79 248V247H78ZM84 248H85V245H84ZM99 248V247H98ZM118 248V247H117ZM171 249H168V250H171V252L173 251V250H175L174 252H176L177 253V251H176V249H178L179 248V246H177V245H175V244H171V247H170ZM240 248V247H239ZM61 251H60V250ZM81 249V248H80ZM106 249V248H105ZM127 249V248H126ZM150 249V248H149ZM243 250H244V248H242ZM39 251V253H38V251ZM40 250H43V252H45L44 254H46V257H45V255L43 254V252L41 251V253H40ZM71 250H72V248H71ZM139 250V249H138ZM151 250H152V248H151ZM106 251V250H105ZM154 251H156V248H155V250ZM187 252H189L188 250H186ZM181 252L180 254H176V259L178 260V261H181V259L182 258H185L186 256H188V255H186V253L187 252ZM70 252V251H69ZM73 252V251H72ZM85 252V251H84ZM75 253V252H74ZM80 253V252H79ZM190 253V252H189ZM37 254H39L40 256H43L44 255V258L43 257H40L39 255H37ZM42 254V255H41ZM97 254H99V252L97 253ZM145 254V253H144ZM149 254H150V252H149ZM191 254V253H190ZM195 254V253H194ZM74 255V254H73ZM151 255H152V253H151ZM163 255V254H162ZM161 255V256H162ZM192 255V254H191ZM264 255V254H263ZM68 256V257H67ZM76 257H77V255H75ZM82 256V255H81ZM150 256V255H149ZM192 257V256H191ZM72 258H74V259H72ZM79 258H80V256H79ZM89 258V257H88ZM105 258V257H104ZM147 258V257H146ZM225 258V257H224ZM76 259V260H75ZM86 259V258H85ZM106 259H108L107 258V255H106ZM109 259H111V258H109ZM204 259V258H203ZM75 260V261H74ZM82 260V259H81ZM84 260V259H83ZM144 260V259H143ZM143 260H142V262H143ZM227 260V259H226ZM89 261V260H88ZM87 261V262H88ZM156 261V260H155ZM154 261V262H155ZM80 262V261H79ZM86 262V263H87ZM92 262V261H91ZM112 262V261H111ZM113 262H114V264L116 263L114 260H113ZM112 262V263H113ZM141 262V261H140ZM145 262H146V260H145ZM145 262L144 263H142V264H145ZM167 262V261H166ZM81 263V262H80ZM110 263V262H109ZM108 263V264H109ZM153 263V262H152ZM218 263V262H217ZM102 264V263H101ZM118 264V263H117ZM181 264V263H180ZM209 264V263H208Z\"/></svg>",
	"mask_w": 264,
	"mask_h": 264
}]
</instances>
